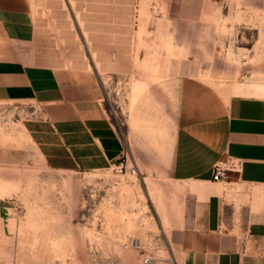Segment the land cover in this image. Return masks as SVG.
Listing matches in <instances>:
<instances>
[{"label": "rangeland", "instance_id": "rangeland-1", "mask_svg": "<svg viewBox=\"0 0 264 264\" xmlns=\"http://www.w3.org/2000/svg\"><path fill=\"white\" fill-rule=\"evenodd\" d=\"M40 1L49 42L59 49L48 53L66 68L83 65L124 153L106 170L52 171L23 129L35 118L32 111L26 104L0 102V227L14 239L8 240L2 258L19 259L18 264H82L76 256L97 250L118 257L120 264L128 258H135V264H144V259L148 264H182L185 199L165 171L174 131L176 76L191 59L208 69L230 60L226 50L257 53L264 49V30L240 31L232 18V0H226L225 9L224 0H205L211 15L226 13L220 23L225 37L220 39L212 37L218 35L217 22L204 24L208 32L199 31L208 37L177 38V26L197 31L195 26L201 25L185 22L187 9L199 8L186 7L181 0ZM239 56L249 62L247 52ZM158 198L166 207L167 222L157 208ZM28 234L31 253L18 247L27 244ZM59 255L63 261L57 260Z\"/></svg>", "mask_w": 264, "mask_h": 264}, {"label": "crops", "instance_id": "crops-1", "mask_svg": "<svg viewBox=\"0 0 264 264\" xmlns=\"http://www.w3.org/2000/svg\"><path fill=\"white\" fill-rule=\"evenodd\" d=\"M201 1L181 0L186 7L199 8L187 9L185 22L201 25L195 26L197 31L177 26V38L208 37L199 31L208 32L204 24L211 22L219 29L212 37H225L226 27L220 23L226 13L220 16L218 10L213 16ZM232 1V18L240 31L264 30V0ZM44 8L40 0H0V102L26 104L35 115L23 129L50 170L86 173L111 168L123 156L122 140L102 112L83 65L66 68L52 60L47 50L59 49L49 42ZM226 51L230 60H221L215 68L206 69L197 59L183 62L174 85V131L165 171L185 199L182 264H264V49L255 54ZM246 52L249 62L239 59ZM226 159L239 161L241 172L213 182L212 167ZM156 202L167 222L166 207L159 198ZM2 235L14 240L0 227V264H18L19 259L2 258L7 250L1 247ZM32 239L28 234L27 244L18 247L31 253ZM112 256L95 250L76 258L82 264H120ZM57 260L63 261L62 255ZM136 262L128 258L123 264Z\"/></svg>", "mask_w": 264, "mask_h": 264}, {"label": "built area", "instance_id": "built-area-1", "mask_svg": "<svg viewBox=\"0 0 264 264\" xmlns=\"http://www.w3.org/2000/svg\"><path fill=\"white\" fill-rule=\"evenodd\" d=\"M241 172V164L237 160L226 159L225 161L216 163L211 169V179L213 182H221L228 178L230 173L239 174ZM134 173V171H133ZM133 242V241H132ZM128 248V245H123ZM148 260L144 259L143 263L147 264Z\"/></svg>", "mask_w": 264, "mask_h": 264}, {"label": "bare ground", "instance_id": "bare-ground-1", "mask_svg": "<svg viewBox=\"0 0 264 264\" xmlns=\"http://www.w3.org/2000/svg\"><path fill=\"white\" fill-rule=\"evenodd\" d=\"M108 237V236H107ZM106 237V238H107ZM109 238H111V237H109ZM107 241V240H106ZM108 242V241H107ZM114 245V244H113ZM7 246H8V241L3 237V235H2V239H1V247L5 250V248H7ZM3 252V251H2ZM150 262H151V260H150ZM149 262H147V264H148Z\"/></svg>", "mask_w": 264, "mask_h": 264}]
</instances>
